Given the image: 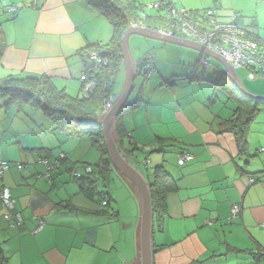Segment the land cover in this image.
<instances>
[{
	"label": "crops",
	"instance_id": "0c3cea01",
	"mask_svg": "<svg viewBox=\"0 0 264 264\" xmlns=\"http://www.w3.org/2000/svg\"><path fill=\"white\" fill-rule=\"evenodd\" d=\"M158 2L175 8L170 0ZM18 4L23 8L8 12ZM209 4L205 9L194 5L185 10L202 13L210 9ZM216 4L217 0H211L212 6ZM228 20L229 16L218 14V21ZM247 24L248 32L258 36L253 31L256 20ZM0 30L6 44L0 80L44 75L56 89L72 97H78L82 88L79 78L84 63L79 52L88 45L105 44L112 36L109 23L83 0H0ZM140 45L150 48V39L128 37L134 89L126 105L137 97L139 102L123 112L122 137H114L113 126L110 132L122 156L147 184L152 181L147 165L152 170L163 166L175 184V190L166 195V215L154 224L152 241L159 250L153 254V264H264V158H254L258 150L264 154V139L256 142L247 134V156L239 153L229 128L236 103L227 97L239 94L238 90L230 82L237 92L233 88L224 92L211 79L198 80L186 73L196 69L200 60L209 61L201 54L195 62L190 58L196 56H160L167 63H158L156 68L153 62L159 81L135 77L137 67L148 57L134 53ZM170 68L175 73L166 75ZM139 76L142 83L137 84L134 95ZM125 85L122 65L113 88L114 103ZM220 90L234 105L229 116L217 108ZM3 99L0 101L5 103ZM3 105L0 158L9 164V170L0 186L10 191L15 201L12 212L20 214L23 224L12 227L5 218L10 211L0 203V264H139L140 199L135 187L119 176L106 162L108 156L87 137H64L53 131L40 110L41 120L36 109L28 112L23 107L4 109ZM183 151L193 158L179 166ZM61 152L66 155L63 168L46 181L37 160ZM18 163L24 165L20 171ZM79 165L93 169L85 185L69 173ZM115 177L118 183L110 189ZM123 191L128 198L127 212L116 198ZM233 205L241 210L234 222L227 223ZM39 222L43 227L34 233ZM249 253L262 258L256 262Z\"/></svg>",
	"mask_w": 264,
	"mask_h": 264
},
{
	"label": "trees",
	"instance_id": "16d2710c",
	"mask_svg": "<svg viewBox=\"0 0 264 264\" xmlns=\"http://www.w3.org/2000/svg\"><path fill=\"white\" fill-rule=\"evenodd\" d=\"M83 1L94 8L109 23L112 29V36L107 43L88 45L79 52L89 80H93L95 83L94 87L85 96L82 95L81 88L79 96L72 97L64 90L56 89L51 79L47 76H9L0 80V97L6 100L3 105L4 109L11 107L21 109L24 106H29L32 109L40 110L52 122L53 131L61 133L64 137H87L95 148L104 156H107L99 125L101 120L99 115L104 103L110 97H114L113 88L122 67L120 50L122 36L130 23L154 31L166 29L167 23L164 13L162 14V9L150 10V12H155L148 14L147 12L149 11L145 9V5L140 3V0ZM249 25H251V20H249ZM252 26H254L253 23ZM248 36L261 47L263 46L256 34L251 35L248 32ZM5 47V39L0 30V61ZM91 49L99 52V55L106 60V65H95L93 67L88 64L84 54ZM147 63L146 59L143 60L142 64L136 69L135 77L141 75L144 79L148 78L144 68ZM214 83L216 85L219 84L218 86L224 92L229 91L231 88L234 89L230 82L227 81L222 84L217 79ZM227 97L236 103V108L233 111L234 118L229 122V128L235 137L239 153L247 156V133L259 113L260 106L264 107V101L251 100L240 93H235V95L227 94ZM138 99L139 97L131 105H126L113 120L111 126L114 129V137L119 139L122 137L123 126L121 118L123 112L126 109H134L139 102ZM105 160L110 162L108 157ZM76 180L80 185H85L86 182L84 181L87 178L81 177ZM148 186L152 201L154 234V224L161 222L166 215V195L175 190V184L165 168L160 165L153 168L152 181L148 183ZM157 250L159 248L153 243V254ZM249 254L256 262L262 258L261 255L253 256L251 253Z\"/></svg>",
	"mask_w": 264,
	"mask_h": 264
},
{
	"label": "built area",
	"instance_id": "2783aa9c",
	"mask_svg": "<svg viewBox=\"0 0 264 264\" xmlns=\"http://www.w3.org/2000/svg\"><path fill=\"white\" fill-rule=\"evenodd\" d=\"M23 6L14 5L8 9L9 13H16ZM147 11L162 9L164 17L166 19V29L160 30L165 35L176 36L196 42L210 51L225 58L234 70H246L252 73L264 72V50L253 39L248 36V24L249 20L243 18V22H240V18L237 15H233L227 22L218 21L217 10L210 8L204 12H192L185 9H176L171 5H167L164 2H157L155 4H149L145 7ZM241 23V24H240ZM129 27H137L136 24L130 23ZM86 56L88 64L93 67L98 65H106V60L103 59L99 52L95 49L87 50L84 54ZM148 61L144 67L146 76L149 77L154 71L153 58L148 56ZM203 69L210 66L209 61L200 60L199 64ZM82 83V95L92 89L95 85L93 80H89L85 68L79 78ZM114 104V98L110 97L103 105L100 112V117H104ZM192 155L188 152H181L178 156L177 164L179 166L184 165L186 162L192 160ZM66 160L65 153H59L54 158H39L37 164L43 166V177L46 181H50L53 174L57 173L63 168V164ZM17 170L24 168L23 164H16ZM9 170V164L0 158V180L3 179L6 171ZM74 180L81 177H88L92 175L93 169L88 165H79L73 167L69 171ZM255 179H250V182H254ZM0 203L2 208L9 210L5 218L10 222L12 227L22 226V218L18 212H12L15 208V201L11 197L10 191L0 186ZM103 206L107 205V201L103 202ZM240 206L233 205L230 208V213L227 218V223L234 222L240 213ZM43 227V223L39 222L37 229L34 233L39 232Z\"/></svg>",
	"mask_w": 264,
	"mask_h": 264
},
{
	"label": "rangeland",
	"instance_id": "374dc122",
	"mask_svg": "<svg viewBox=\"0 0 264 264\" xmlns=\"http://www.w3.org/2000/svg\"><path fill=\"white\" fill-rule=\"evenodd\" d=\"M140 1L141 3H144V0H140ZM158 1L159 0H150L149 2H147L146 4L144 3L143 5L147 6L149 4L150 5L155 4ZM170 1L175 5L176 9H181V8L187 9L188 8L187 6H194V5H200L199 8L205 9L207 8L208 3L210 2L208 7L216 8L218 10L219 16L224 15V16H229V18H231L233 15H237L239 17H244L245 19H248V20H251L253 18L254 20H256V27L253 28V31L258 33L260 40L264 43V0H217L216 7L211 5V0H170ZM262 48L264 50V45L262 46ZM133 51L137 56H155L156 58L154 59L153 62L156 68H157L158 63H161V62L167 63L166 58L163 57V60H161L160 56H196V58L194 57L190 58L192 62H195L198 59V57L201 56L200 53L192 49H188V48L177 46V45H171L168 43H163V42L152 40V39H150V48H148V46L145 47L143 45H140L138 49L133 50ZM207 59L209 60V63H210L209 67L203 69L202 67L197 66L196 69L194 70L190 69L186 71V73L188 72L193 73L192 74L193 76L191 77L192 78L197 77L198 80L200 79H203L204 81H209L210 79L212 81H217V79H219L220 81L227 80L226 76L223 75V69L221 65H219L217 61L211 58H207ZM181 71L182 70H179L178 72L182 73ZM235 72L245 92L251 95L264 97V73H252L246 70H236ZM172 73H175V70H172V68H170L167 71L166 75H170ZM158 76H160V73L154 70L153 73L150 74V81L153 78L159 81ZM135 81H136L135 82L136 88L133 92L134 95L137 92L136 91L138 87L137 84L139 82L142 83V77L139 76ZM227 81L230 82L229 80ZM121 85H122V77L120 78V81H118L117 83V89L121 87ZM235 92L237 91L235 90ZM118 93L115 92L116 96L119 95ZM133 94L132 96H134ZM216 94L218 98L217 108L221 112H223L225 115H228V116L231 115L234 105L231 102L227 101L226 97L223 95L221 90L217 91ZM240 94L243 96L242 93ZM132 96L130 97L129 103L131 102ZM0 100H4V99L0 97ZM3 103L4 102L0 101V107L3 105ZM23 109L28 112H34V109H31L27 106L26 107L24 106ZM35 112H37L38 114L37 118L41 120L40 118L42 117H39V116H42L41 112L38 110ZM4 114H5V111L3 109H0V120L2 118V115ZM46 120L51 125H53L51 121H49L48 119ZM247 134L251 135L253 141L255 140L256 142H260L264 139V107L263 106H260L259 113L257 114L254 122L249 127V131ZM261 153H263V151L258 150L254 158H258V157L264 158V154H261ZM138 169L143 172V170H141L140 168ZM147 171L148 173H152V167L147 165ZM99 183L101 184L103 182H99ZM116 183H118V181L116 180V177H115V181L110 183V189H113ZM102 192L104 191L102 190ZM117 193H118L116 194L117 197L116 195L115 197L119 200L121 210L123 212H127L129 209V205L127 203L128 198L126 197L127 194L124 191L117 192ZM113 201L115 202V200ZM114 202H111V203L114 204Z\"/></svg>",
	"mask_w": 264,
	"mask_h": 264
},
{
	"label": "water",
	"instance_id": "95a60500",
	"mask_svg": "<svg viewBox=\"0 0 264 264\" xmlns=\"http://www.w3.org/2000/svg\"><path fill=\"white\" fill-rule=\"evenodd\" d=\"M130 35H137L147 39L192 49L203 56L217 61L223 69V75L226 76V78L236 87L237 90H239L240 93L243 94V96L255 101H264V97L251 95L245 92L229 62L225 58L196 42L176 36H168L159 30L154 31L143 26L128 27L124 32L121 39L120 50L122 65L126 71L125 89L108 113L99 121V125L101 128L107 156L110 163L112 164V167L116 170L119 176L129 181L135 187L139 195L140 216L138 232V263L153 264V212L149 186L141 173L138 172V170L130 163H128L124 156H122L110 132V126L113 120L119 115L120 111L124 109L127 99L134 89V69L128 50V37Z\"/></svg>",
	"mask_w": 264,
	"mask_h": 264
},
{
	"label": "clouds",
	"instance_id": "9594fccd",
	"mask_svg": "<svg viewBox=\"0 0 264 264\" xmlns=\"http://www.w3.org/2000/svg\"><path fill=\"white\" fill-rule=\"evenodd\" d=\"M101 118H103V117H101Z\"/></svg>",
	"mask_w": 264,
	"mask_h": 264
}]
</instances>
